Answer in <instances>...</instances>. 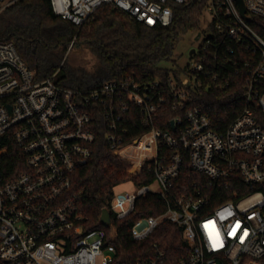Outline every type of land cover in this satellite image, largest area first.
I'll return each instance as SVG.
<instances>
[{
    "label": "built area",
    "instance_id": "obj_1",
    "mask_svg": "<svg viewBox=\"0 0 264 264\" xmlns=\"http://www.w3.org/2000/svg\"><path fill=\"white\" fill-rule=\"evenodd\" d=\"M17 1L0 0V10ZM188 1L50 4L78 26L111 4L156 27L172 23V4ZM243 1L248 18L235 0L208 1L213 34L198 33L202 39L191 62L179 80L168 77L166 88L159 79L135 75L83 90L51 78L39 81L14 42L0 40V152L12 142L23 158L15 172L0 174V264H125L118 260L113 217L135 214L138 199L148 194L161 196L166 206L132 224L131 238L145 245L135 264H264V191L255 189L264 185V0ZM226 43L232 45L228 52ZM223 53L236 56L230 58L236 73L241 65L244 106L219 131L210 114L192 102L204 87L231 84ZM166 93L181 113L171 131L153 125L167 104ZM138 111L149 129L128 138V121L135 122ZM98 132H104L111 154L131 163L133 178L145 172L153 181L134 182L135 190L113 194L110 226L89 228L70 188L73 173L95 153ZM129 147L131 154L124 152ZM185 162L205 180H194L193 190L178 195L176 181ZM164 224L181 230L184 251L170 253L153 239L164 236Z\"/></svg>",
    "mask_w": 264,
    "mask_h": 264
},
{
    "label": "trees",
    "instance_id": "obj_2",
    "mask_svg": "<svg viewBox=\"0 0 264 264\" xmlns=\"http://www.w3.org/2000/svg\"><path fill=\"white\" fill-rule=\"evenodd\" d=\"M208 1L189 0L183 4H172V23L149 27L111 4L103 5L91 19L78 26L55 14L50 0H18L0 13V40L14 42L39 81L51 78L62 86L83 90L100 86L108 79L135 75L143 81L159 79L166 88L171 74L179 80L180 72L185 70L173 59L174 53L181 37L200 31ZM71 45L72 48L82 45L90 47L105 65L107 74L95 77L86 68L77 74L72 71L65 62ZM231 46V43H226L223 50L228 52ZM230 58L236 61L235 55L222 54L224 66H231V71L226 68L224 72L225 75L231 72V84L224 82L215 86L213 83L208 89L204 87L195 93L192 102L210 114L219 131H224L244 106L241 65L237 66L239 72L236 73ZM164 62L174 63V66H163ZM165 96L167 104L160 109L153 125L171 131L172 120L181 113L173 110V98L167 93ZM138 112L135 122L128 121V138L149 129L141 123L142 113ZM98 135L95 153L86 166L73 173L70 188V195L75 197L89 228L103 227L101 214L104 208H110L109 201L115 186L129 180L137 185L153 181V177L145 172L133 178L129 174L131 163L111 154L104 132H98ZM133 149L129 147L124 152L131 154ZM22 161V155L14 144H7L0 152V174L15 172L17 164ZM194 180L201 182L205 178L199 172L192 171L185 162L176 181V193L181 195L184 191L193 190ZM255 189L264 191V185H258ZM211 190H214V194L218 191L214 187ZM165 206L166 202L161 196L148 194L138 199L135 214L124 220L113 217L120 262L135 264L144 249L143 243L134 241L130 236L134 221L143 215L157 214ZM162 228L164 236L153 239L158 238L170 253L184 251L186 243L182 240L181 230L168 224Z\"/></svg>",
    "mask_w": 264,
    "mask_h": 264
},
{
    "label": "rangeland",
    "instance_id": "obj_3",
    "mask_svg": "<svg viewBox=\"0 0 264 264\" xmlns=\"http://www.w3.org/2000/svg\"><path fill=\"white\" fill-rule=\"evenodd\" d=\"M5 9V8H4ZM3 9V10H4ZM0 10V13L3 12ZM211 19L212 16L207 11L205 12L202 22H201V29L200 31H196L193 33H188L185 36L181 37L173 59L178 63V65L185 66L187 63L191 62L190 57V50L192 48H198L201 42V39L207 36H211L213 31L211 29ZM201 32L202 38L196 40L197 34ZM65 62L68 64L69 67L72 68L76 74L81 69L86 68V70L95 77H102L107 74L105 65L100 61L97 55L92 51V49L86 45L82 46H75L67 53L65 57ZM174 63L171 62H164L163 66H167L172 68ZM136 185L133 180H129L127 182H123L118 184L117 187H114V194H120L124 192H130L135 190Z\"/></svg>",
    "mask_w": 264,
    "mask_h": 264
},
{
    "label": "water",
    "instance_id": "obj_4",
    "mask_svg": "<svg viewBox=\"0 0 264 264\" xmlns=\"http://www.w3.org/2000/svg\"><path fill=\"white\" fill-rule=\"evenodd\" d=\"M242 12V14L244 15V17L248 18L246 15V8H245V4L243 0H235ZM199 39V34L198 36H196V40ZM195 52V49L192 48L190 50V54H193ZM100 222L101 224H103L104 226H110L112 219H111V213L107 208H104L101 214V218H100Z\"/></svg>",
    "mask_w": 264,
    "mask_h": 264
}]
</instances>
